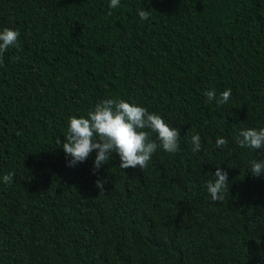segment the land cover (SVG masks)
Instances as JSON below:
<instances>
[{"label":"trees","instance_id":"trees-1","mask_svg":"<svg viewBox=\"0 0 264 264\" xmlns=\"http://www.w3.org/2000/svg\"><path fill=\"white\" fill-rule=\"evenodd\" d=\"M109 4L0 0V31L20 32L0 62V264H264V175L250 171L264 147L236 144L264 128V0ZM108 98L160 115L180 151L158 147L143 170L113 152L93 174L95 151L68 167L70 118ZM217 167L222 203L206 187Z\"/></svg>","mask_w":264,"mask_h":264},{"label":"clouds","instance_id":"clouds-1","mask_svg":"<svg viewBox=\"0 0 264 264\" xmlns=\"http://www.w3.org/2000/svg\"><path fill=\"white\" fill-rule=\"evenodd\" d=\"M119 4L120 0H110L109 8L115 9ZM138 15L141 20L149 19L147 10H138ZM19 37L18 29L4 28L0 31V62L9 48H19ZM203 95L207 97L206 103L215 100L221 106L230 99L231 89L221 92L219 97L214 89L206 90ZM153 133L157 134L156 140L152 139ZM180 136V130L171 127L160 115L149 112L146 107L122 99L108 98L99 101L87 113V118H70L66 140L61 147L66 157H70L68 167L83 163L95 151L93 174L113 158V152L119 155L120 169L139 166L143 170L147 168L158 147L169 154L180 151ZM191 144L194 153L201 150L199 134L191 137ZM215 144L217 148H223L228 140L217 137ZM236 144L241 148L261 149L264 147V128L240 131ZM250 171L257 177L264 175V159L253 160ZM214 175L215 179L206 183L207 191L213 202L222 203L229 193L228 174L217 167ZM14 176L15 173L9 172L3 176V182L12 183ZM106 182V179L96 181L99 194L104 193Z\"/></svg>","mask_w":264,"mask_h":264}]
</instances>
